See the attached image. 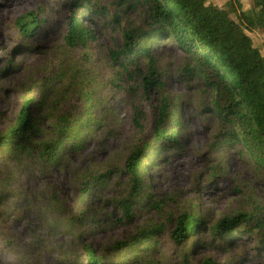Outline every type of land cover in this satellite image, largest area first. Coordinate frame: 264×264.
Listing matches in <instances>:
<instances>
[{"label":"rangeland","instance_id":"obj_1","mask_svg":"<svg viewBox=\"0 0 264 264\" xmlns=\"http://www.w3.org/2000/svg\"><path fill=\"white\" fill-rule=\"evenodd\" d=\"M134 1L0 0V264H86L85 243L101 264H264L256 238L234 231L221 241L209 232L224 217L264 214V178L240 143L221 142L214 92L195 58L157 36L127 70L110 59L123 31L143 25ZM210 1L223 8L227 0ZM30 11L43 21L26 37L15 21ZM75 11L94 40L69 47L64 37ZM245 33L264 56V25ZM152 68L158 83L146 91ZM25 99L33 101V121L10 139ZM164 99L174 105L171 142L154 139ZM63 115L75 120L60 130ZM139 148L143 183L127 218L119 204L131 191L125 164ZM184 213L204 226L176 242Z\"/></svg>","mask_w":264,"mask_h":264},{"label":"trees","instance_id":"obj_2","mask_svg":"<svg viewBox=\"0 0 264 264\" xmlns=\"http://www.w3.org/2000/svg\"><path fill=\"white\" fill-rule=\"evenodd\" d=\"M128 2L126 0L127 5ZM134 2L145 13L143 25L137 30L123 31V43L118 49L110 51V59L119 62V66L127 70L128 64L134 65L137 55H149V42L157 36L175 40L179 48L195 58L206 86L214 92L212 112L220 125L221 142L227 145L240 143L241 152L245 151L254 169L264 178V56L245 33L254 32L264 25V0H251L252 6L247 10H243L241 0H227L223 8L216 7L210 0ZM80 5L77 4L76 7ZM93 12L99 14L100 11ZM42 21L30 11L18 17L15 24L22 35L29 37L34 36L35 28ZM89 40H94L93 31L75 11L68 20L64 41L67 46L76 47L85 45ZM139 71V67L135 66L134 72L139 74ZM143 80L144 89L149 91L153 84L158 83L155 69H149ZM32 102L31 99L23 100L15 124L9 130L10 139L29 128L33 121L31 114L35 110ZM172 103L164 99L159 105L153 130L157 141H174L171 129L166 128L169 111L174 106ZM134 114V122L140 126L138 121L141 112L135 110ZM68 118L64 115L58 118L60 130H64L75 120L71 119L69 122ZM146 147L147 145L142 149ZM45 148L48 151L55 150L56 144L47 142ZM142 149L134 151L125 164V170L130 175L131 191L128 198L121 199L119 204L127 218L132 213V197L139 194L142 188L139 170ZM203 226L204 223L198 217L184 213L176 220L173 238L176 242H182ZM208 228L210 234L221 241L225 240L226 235L237 231L256 238L259 244L264 245V214L241 212L224 217ZM119 244L122 243H116L115 247ZM83 251L86 264H101V258L90 244H83ZM201 264L218 263L206 258Z\"/></svg>","mask_w":264,"mask_h":264}]
</instances>
